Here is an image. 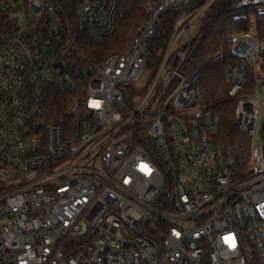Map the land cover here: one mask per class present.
I'll return each mask as SVG.
<instances>
[{"label":"built area","instance_id":"1","mask_svg":"<svg viewBox=\"0 0 264 264\" xmlns=\"http://www.w3.org/2000/svg\"><path fill=\"white\" fill-rule=\"evenodd\" d=\"M226 7L234 145L190 76ZM118 12L0 0V264H264V0H152L126 52L88 57Z\"/></svg>","mask_w":264,"mask_h":264},{"label":"trees","instance_id":"2","mask_svg":"<svg viewBox=\"0 0 264 264\" xmlns=\"http://www.w3.org/2000/svg\"><path fill=\"white\" fill-rule=\"evenodd\" d=\"M152 0H119V12L114 33L104 42L95 44L86 40L84 52L88 57L100 61L111 53L126 52L137 29L147 20L146 9ZM203 29L205 38L193 59V69L197 71L194 81L207 108L221 118L220 141L234 145L247 139L235 122L238 102L246 93L232 97L228 78L230 68L241 63L232 53L231 36L248 30L247 21L235 20L234 13L226 7L216 16L214 27ZM224 50L223 57H217ZM245 138V139H243Z\"/></svg>","mask_w":264,"mask_h":264},{"label":"rangeland","instance_id":"3","mask_svg":"<svg viewBox=\"0 0 264 264\" xmlns=\"http://www.w3.org/2000/svg\"><path fill=\"white\" fill-rule=\"evenodd\" d=\"M145 23V22H144ZM197 75V71L193 69V63L190 65V76L194 77ZM149 81V76L145 75L140 81L133 84V90L136 94L141 95L145 93V88L147 86V83ZM245 139V138H243Z\"/></svg>","mask_w":264,"mask_h":264},{"label":"snow or ice","instance_id":"4","mask_svg":"<svg viewBox=\"0 0 264 264\" xmlns=\"http://www.w3.org/2000/svg\"><path fill=\"white\" fill-rule=\"evenodd\" d=\"M225 239L230 243V246L235 247V239L233 237H226Z\"/></svg>","mask_w":264,"mask_h":264}]
</instances>
